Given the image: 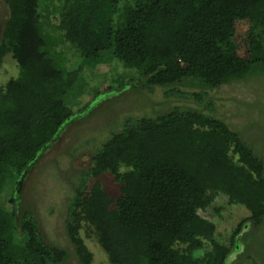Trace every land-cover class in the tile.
Listing matches in <instances>:
<instances>
[{"label":"trees","instance_id":"1","mask_svg":"<svg viewBox=\"0 0 264 264\" xmlns=\"http://www.w3.org/2000/svg\"><path fill=\"white\" fill-rule=\"evenodd\" d=\"M45 1L6 0L10 13L0 32V66L10 53L18 67L17 77L0 89V264H62L67 257L66 249L43 241L22 195L15 197L21 174L37 164L70 119L48 88L59 85V72L56 52L45 48L39 12ZM238 20H248L249 58L236 53ZM56 27L89 63L107 52L130 66L176 46L181 64L152 67L142 85L160 86L166 99L192 100L209 112L174 107L155 117L126 115L111 126L66 206L65 230L80 263L90 264L91 257L78 235L85 221L96 228L111 264H225L233 245L215 242L213 225L197 210L218 192L262 221L264 161L213 115L209 92L264 72V0H63ZM138 78L113 90L134 88ZM81 86L76 89L82 93ZM102 173L118 184L116 196L101 186ZM201 249L202 256H195Z\"/></svg>","mask_w":264,"mask_h":264},{"label":"rangeland","instance_id":"2","mask_svg":"<svg viewBox=\"0 0 264 264\" xmlns=\"http://www.w3.org/2000/svg\"><path fill=\"white\" fill-rule=\"evenodd\" d=\"M62 8L63 0H47L42 3L39 12L43 34L48 40L44 47L47 49L48 44L49 49L52 48L50 53L53 55L56 52L55 68L59 72L55 76L59 85L52 84L48 88L55 103L70 115V119L50 147L38 155L37 164L21 174L15 184V197L22 195L25 202L23 208L35 218L43 241L67 250L62 264H81L77 247L66 234V206L80 172L92 165V149L105 140L111 126L121 123L126 115L155 117L174 107L188 109L197 106L205 113L209 112L192 100L166 99L160 86L142 85L145 81L142 76L146 79L152 67L174 70L181 64L176 46L171 45L143 60L132 61L130 66L114 60L107 52L102 58L89 63L57 30L58 13ZM9 13L6 0H0V32ZM247 27L248 20L235 23V49L237 55L243 58L252 54ZM17 75L18 67L14 59L10 53L4 55L0 66V89ZM134 78H138L136 87L131 88L132 85L128 84L119 91L113 90ZM81 83L85 87L82 93L81 89H76L82 88ZM72 89L75 92L71 93ZM209 97L214 102L213 115L231 130L237 131L264 161V72L222 84L212 89ZM88 110L94 112L86 116ZM82 115L86 117L83 119ZM98 180L109 196L118 194V184L110 173H102ZM3 204L9 209L13 206L7 199ZM197 213L200 219L213 225L212 239L215 242L227 247L233 245L225 264H263L264 218L260 222L251 219V213L245 206L230 201L227 195L218 192ZM82 224L78 235L91 255L90 264H111L97 241L96 228L92 224L87 227L85 221ZM236 232L240 233L234 237ZM204 242V249L211 250L212 244ZM204 249L197 250L194 255L202 256ZM244 249L246 252L240 253Z\"/></svg>","mask_w":264,"mask_h":264}]
</instances>
